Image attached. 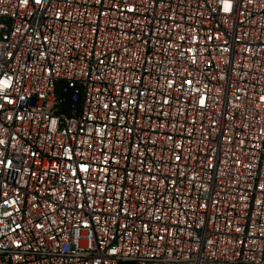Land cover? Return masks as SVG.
<instances>
[{
	"label": "built area",
	"instance_id": "obj_1",
	"mask_svg": "<svg viewBox=\"0 0 264 264\" xmlns=\"http://www.w3.org/2000/svg\"><path fill=\"white\" fill-rule=\"evenodd\" d=\"M0 264H264V0H0Z\"/></svg>",
	"mask_w": 264,
	"mask_h": 264
}]
</instances>
